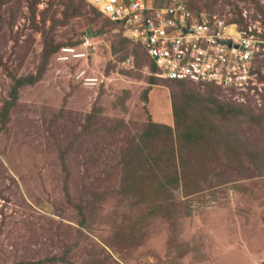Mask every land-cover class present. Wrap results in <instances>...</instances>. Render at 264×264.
Returning a JSON list of instances; mask_svg holds the SVG:
<instances>
[{"label":"rangeland","instance_id":"1","mask_svg":"<svg viewBox=\"0 0 264 264\" xmlns=\"http://www.w3.org/2000/svg\"><path fill=\"white\" fill-rule=\"evenodd\" d=\"M187 3L260 28L261 90L153 75L93 0H0V264H264V0Z\"/></svg>","mask_w":264,"mask_h":264},{"label":"built area","instance_id":"2","mask_svg":"<svg viewBox=\"0 0 264 264\" xmlns=\"http://www.w3.org/2000/svg\"><path fill=\"white\" fill-rule=\"evenodd\" d=\"M93 5L110 20L124 23L153 60L158 77L240 92L261 90L256 65L263 46L260 28L192 12L187 0H171L162 8L147 6L144 0H93ZM82 46L83 51L63 48L59 60L90 58L93 43L85 39ZM97 82L85 78L87 86Z\"/></svg>","mask_w":264,"mask_h":264},{"label":"trees","instance_id":"3","mask_svg":"<svg viewBox=\"0 0 264 264\" xmlns=\"http://www.w3.org/2000/svg\"><path fill=\"white\" fill-rule=\"evenodd\" d=\"M144 2L146 3L147 6H155V7H158V8H162V6L160 5H157V4H160V0H144ZM162 2V0H161ZM189 8V7H188ZM98 13H100L96 8H94ZM191 10V9H190ZM192 12H194L193 10H191ZM101 14V13H100ZM107 19V18H106ZM109 22H111L112 24L116 25V26H119L121 28H123V24H121L120 22H115V21H111L109 19H107ZM80 42L83 41V38H80L79 40ZM142 47V46H141ZM145 51V50H144ZM146 53V52H145ZM147 57L149 58L150 60V64H151V68H152V73L153 75H156L157 76V69H156V66L153 62V60L147 55ZM155 73V74H154ZM211 86V85H210ZM31 264V263H30Z\"/></svg>","mask_w":264,"mask_h":264},{"label":"clouds","instance_id":"4","mask_svg":"<svg viewBox=\"0 0 264 264\" xmlns=\"http://www.w3.org/2000/svg\"><path fill=\"white\" fill-rule=\"evenodd\" d=\"M94 6V5H93ZM94 8H96L95 6H94ZM97 9V8H96ZM98 10V9H97ZM99 11V10H98ZM100 12V11H99ZM101 13V12H100ZM196 13H199V12H196ZM102 15H103V13H101ZM104 16V15H103ZM105 17V16H104ZM105 18H107V17H105ZM107 19H109V18H107ZM110 20V19H109ZM112 21V20H111ZM120 23L121 24H123V30L125 31V34L128 36V37H130V38H132V39H134L129 33H128V31H127V29H125L124 27V23L122 22V21H120ZM91 35L92 34H90V33H87V36L86 37H83L82 36V38H83V41H81L80 42V44L79 45H70V46H63V47H61L60 48V51L63 49V48H66V47H73V48H77V49H79V50H81V51H83L84 50V48H83V46H82V44H83V42L85 41V39H90L91 40V42L93 43V39H92V37H91ZM135 40V39H134ZM138 42V41H137ZM140 45H141V43H140ZM142 46V45H141ZM142 48L144 49V47L142 46ZM145 50V49H144ZM145 52H146V50H145ZM92 51H91V54H90V58H91V56H92ZM146 55H148L147 54V52H146ZM190 83V82H189ZM194 84H196V83H194ZM199 85H201V84H199ZM208 86H210V85H208ZM221 89H223V88H221ZM225 90H227V89H225ZM235 91V90H234Z\"/></svg>","mask_w":264,"mask_h":264},{"label":"crops","instance_id":"5","mask_svg":"<svg viewBox=\"0 0 264 264\" xmlns=\"http://www.w3.org/2000/svg\"><path fill=\"white\" fill-rule=\"evenodd\" d=\"M152 7H155V6H152ZM231 23H236V22H231ZM238 26L241 27V25H238ZM263 218H264V216H263ZM257 221H258L259 223L262 222V223L264 224V220H262L260 216L258 217ZM248 222L255 223L256 221H248ZM235 237H237V236H235ZM262 239H264V238H262ZM237 243H239V241H238ZM254 254H256V256H255L254 258L261 257V255H262V254H261V251H257V252H255ZM263 256H264V253H263Z\"/></svg>","mask_w":264,"mask_h":264}]
</instances>
